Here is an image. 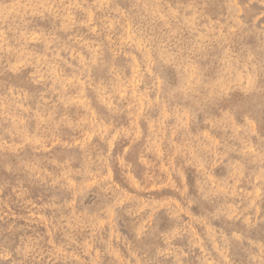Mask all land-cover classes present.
Masks as SVG:
<instances>
[{"label": "rangeland", "instance_id": "1", "mask_svg": "<svg viewBox=\"0 0 264 264\" xmlns=\"http://www.w3.org/2000/svg\"><path fill=\"white\" fill-rule=\"evenodd\" d=\"M0 264H264V0H0Z\"/></svg>", "mask_w": 264, "mask_h": 264}, {"label": "bare ground", "instance_id": "2", "mask_svg": "<svg viewBox=\"0 0 264 264\" xmlns=\"http://www.w3.org/2000/svg\"><path fill=\"white\" fill-rule=\"evenodd\" d=\"M238 171V170H237ZM127 175V174H126ZM183 180V179H182ZM183 182V181H182ZM16 194V193H15ZM73 212V211H72ZM73 215V214H72Z\"/></svg>", "mask_w": 264, "mask_h": 264}]
</instances>
